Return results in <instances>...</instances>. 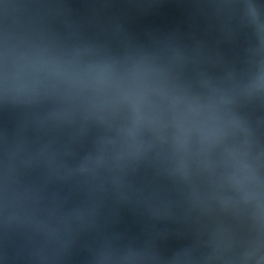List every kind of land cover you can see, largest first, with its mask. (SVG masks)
I'll return each mask as SVG.
<instances>
[{
    "label": "water",
    "instance_id": "95a60500",
    "mask_svg": "<svg viewBox=\"0 0 264 264\" xmlns=\"http://www.w3.org/2000/svg\"><path fill=\"white\" fill-rule=\"evenodd\" d=\"M0 264H264V0H0Z\"/></svg>",
    "mask_w": 264,
    "mask_h": 264
}]
</instances>
